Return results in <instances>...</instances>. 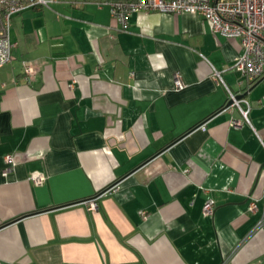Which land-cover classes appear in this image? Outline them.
Returning a JSON list of instances; mask_svg holds the SVG:
<instances>
[{
	"label": "crops",
	"instance_id": "obj_1",
	"mask_svg": "<svg viewBox=\"0 0 264 264\" xmlns=\"http://www.w3.org/2000/svg\"><path fill=\"white\" fill-rule=\"evenodd\" d=\"M105 1L54 0L11 18L0 264H264V77L246 91L232 67L240 40L196 15L137 12L123 29ZM213 70L250 100L251 126L231 124L241 116ZM7 154L16 166L3 175Z\"/></svg>",
	"mask_w": 264,
	"mask_h": 264
},
{
	"label": "built area",
	"instance_id": "obj_2",
	"mask_svg": "<svg viewBox=\"0 0 264 264\" xmlns=\"http://www.w3.org/2000/svg\"><path fill=\"white\" fill-rule=\"evenodd\" d=\"M54 0H0V67L13 60L12 49L15 44L10 41L11 18L27 8H40L48 6ZM110 14L118 25L125 29L128 18L137 12H159L182 14L188 13L196 15L207 21L214 34L226 38L240 40L241 52L237 56L233 69L237 71L241 78L248 83L247 89L254 82L264 77V0H108ZM22 70L25 77L34 73V64L31 61H22ZM220 70H213V78L217 84L225 86L228 93L230 106L237 108L240 113V120H231L233 125H241L242 122L251 126L249 111L251 109L250 100L244 96L238 98L239 93L232 92L225 85ZM174 85L176 90H181L185 84L178 74L174 75ZM205 129V123L200 125ZM5 168L3 175L14 170L16 162L12 154L4 156ZM29 180L36 185H40L45 180V175L41 173L29 176ZM116 185L110 186L105 192L115 190ZM89 210L97 208L96 198L85 200ZM215 200L208 197L203 204L202 212L205 216L213 214ZM249 209H257L256 199L252 198ZM146 217V213H142ZM260 220L257 228L263 224Z\"/></svg>",
	"mask_w": 264,
	"mask_h": 264
},
{
	"label": "water",
	"instance_id": "obj_3",
	"mask_svg": "<svg viewBox=\"0 0 264 264\" xmlns=\"http://www.w3.org/2000/svg\"><path fill=\"white\" fill-rule=\"evenodd\" d=\"M239 97H240V96H238V98H239ZM231 103H232V102H231L230 100H228L227 103H226V106H230Z\"/></svg>",
	"mask_w": 264,
	"mask_h": 264
}]
</instances>
